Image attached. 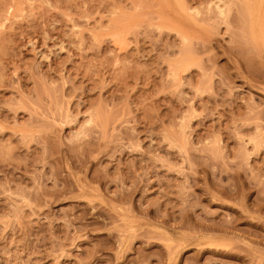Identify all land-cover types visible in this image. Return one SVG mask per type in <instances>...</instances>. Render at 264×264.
Listing matches in <instances>:
<instances>
[{"label": "rangeland", "instance_id": "obj_1", "mask_svg": "<svg viewBox=\"0 0 264 264\" xmlns=\"http://www.w3.org/2000/svg\"><path fill=\"white\" fill-rule=\"evenodd\" d=\"M0 264H264V0H0Z\"/></svg>", "mask_w": 264, "mask_h": 264}]
</instances>
